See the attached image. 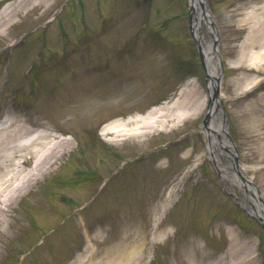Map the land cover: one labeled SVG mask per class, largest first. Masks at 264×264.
<instances>
[{
  "label": "rangeland",
  "instance_id": "1",
  "mask_svg": "<svg viewBox=\"0 0 264 264\" xmlns=\"http://www.w3.org/2000/svg\"><path fill=\"white\" fill-rule=\"evenodd\" d=\"M29 1L31 0H27L28 4ZM78 3L79 0L70 1L65 7L64 13L75 8ZM89 3L93 8L96 6L94 3ZM103 3L99 7L102 13H109V20L102 27L97 26L89 48H101V53L105 55L107 50L109 51L106 45L114 44V51L119 52L122 49L121 46H132L126 41L133 39L140 42L142 35H145V40H147V31L161 26L163 30L161 34L166 38V41L173 44V47L166 42L171 51L164 54L158 53L159 58L155 63L151 61L150 57H147V62H145L146 65H153V67L158 64L161 72L156 75L152 74L151 70L157 71V68L145 66L144 69H140L138 66L137 69L127 65L125 71H129V74L133 73V75L127 77L128 82L123 90H116L112 93L113 67H106L105 63L101 61V56L94 58L93 54L85 52V59L93 61V67L90 69L86 67L65 68L63 66L49 68L54 74L43 82L52 84L53 88L50 89V86L47 85L46 93V88L41 84L36 102L31 108L23 109L25 110L23 114L38 124L65 130L73 133L76 137V140L62 138L64 141L70 142L71 149L52 166V170L55 171V167L59 164L62 165V168L56 172L61 179L63 177L66 180L71 177L70 171L83 161L89 162L88 166H94V168L102 167L108 171L111 170L115 167L117 160L113 156L115 154L113 151L128 156L136 154L139 156L138 153L148 151L149 155L142 156L146 160L143 166L151 171L155 183L158 179V187L152 198H147V202L143 203L141 189L144 182L150 178L149 174L141 172L131 176L129 171H125L123 176L118 179L117 177L110 178L109 174L102 170L101 184L106 180L103 190L99 188L94 191L89 188L87 192L77 196V201L66 200V207L56 211L53 215L55 219L46 221L38 227L33 226L34 228L29 229L27 236L21 226L23 222L27 221L29 215L27 208L31 204H29L28 198L26 200L24 198L27 189L21 191L19 197L7 208L6 212H0V264H9V259L13 260L14 254L17 252L15 247L19 248L22 245V255H27L26 264H68L75 252L81 250L83 239L80 229L71 219L65 220V217L81 205L84 206L83 209L85 208L81 209L83 210L81 215L86 229H93L96 226L97 228L101 226L112 228L110 224L118 225L122 219H128L131 216L146 218L148 246L145 255L150 264H156L154 263L155 257L161 261V264H178L172 255L173 250L183 248L184 253L188 252L184 245L187 247L190 240L197 242L201 249L207 252L222 249L230 238L226 227L225 232L219 230V226L223 225V222L229 223L234 234L242 235L245 242L251 241L254 246L252 256L255 257V263L264 264V247L258 249L257 244L259 239H264L262 227L252 220L239 219L238 211L235 212L234 209L229 211V208L224 206L222 200L217 196L221 195L219 188L227 187L232 193L238 195L237 186H233L228 180L222 179V181L217 170L209 162L197 161L204 148L202 136L199 134L186 135L190 129L196 128L200 124L199 117L203 115L204 110L198 112L199 114L194 113L191 116L185 114L184 118L180 117L186 110L187 101L191 106V100L187 98L186 92L192 89L194 83H200L201 85L198 86H203L202 92L203 90L205 92L206 87L205 73L189 34L190 18L187 0H122V3L128 8V12L120 18L118 29H111L115 27L116 21L115 19L111 21L113 12L107 4ZM207 4L211 10L212 18H214L217 38H219L217 47L222 67L220 68V87L225 97L221 110L224 118L223 125L225 123L227 131L226 136L236 146L240 155V165L253 169V172L249 171V173L253 181L259 185L264 201V113H260V105L262 103L264 105V87L249 96H241L242 89L244 91L251 87L252 83L264 79V48L259 46V48L249 47L248 49L246 46L250 33V23H247L248 15L253 10L261 11L262 6L264 7V0H207ZM27 17H21V20ZM33 24L36 25V23L29 22L23 26L24 24L17 21L8 29L10 36L2 37L0 35V115L8 104L19 106L12 101V98L5 99L6 95L9 96L7 91L15 93L18 89L12 83L16 80L15 75L17 74H13V72L7 74L6 70L7 50L14 48L9 46L8 41L19 40L18 35L23 28H27L26 33L30 34L34 33L35 29L47 27L44 21L40 22L38 27H34ZM122 24L126 26L122 27ZM169 24H171L170 27L176 28L175 32L169 29ZM92 26L96 27V24L92 22ZM90 29L92 28L90 27ZM48 31L49 27L45 28L43 33V38L46 41L50 34ZM156 39V37H152L148 40ZM42 40L44 41V39ZM30 41L25 39L22 45H26ZM161 41L164 42L163 39ZM137 45L139 47L135 51L140 52L141 47L145 44L138 43ZM39 47L40 43H37L36 48ZM110 47L112 48L113 45ZM89 48L87 47V49ZM111 50L113 51V49ZM66 51L68 55L71 53L66 47L60 49L59 54L54 49L44 52L49 58L55 56L63 58ZM137 52L134 54L135 56L141 55ZM129 55H131L130 52L124 54V56ZM175 63L177 70L181 71V75H178L176 80L171 83L165 82ZM23 64L24 61L19 66H23ZM133 69H137V73ZM84 72H91L90 76H85ZM8 77L9 83L6 84L5 80ZM159 89L165 92L159 95ZM65 92L74 93L81 103L87 102L83 101V95L86 93H99V95L95 102L87 105L77 104V101L76 103L72 101L62 104L63 107L65 106V111H61L60 115L63 114V116L57 118L56 114L47 113L48 119H46L44 115L46 111L42 106L46 99L50 104L51 94ZM109 93H112L110 94L112 97L108 95ZM45 97L47 98L45 99ZM151 106H160L162 110L147 123L138 125L135 124L136 122H129L123 130L124 133H128L124 136V140L112 143L107 139L109 136L100 135L103 126L114 118L119 116L118 118L126 120L138 114L144 115ZM261 109L264 110V106ZM60 138L59 135L58 140H61ZM170 141H172L173 147L167 146L169 157L161 156L159 152L150 153L153 148L165 146ZM76 142L78 145H75ZM84 142L87 143L86 147L83 145ZM108 147H112L113 150ZM165 150L166 147H163L160 153H164ZM78 153H83V158L88 160H81ZM66 159H71V163L64 166ZM48 178L50 176L46 175L37 182V185H32L29 191L36 193L40 184V191L37 195L39 197L46 195L47 197V193H50L51 201L55 202L58 200L55 191L59 189L55 188ZM94 180H98L97 174L92 175L91 182ZM44 187L49 189L46 194L42 192ZM82 187L83 184L69 187V190L81 191ZM170 192L172 193L166 201V195ZM239 197L244 201L242 195ZM36 201L38 204L35 202L32 206L41 204L40 199ZM220 204L223 206L222 213L219 211ZM150 207L152 208L151 213ZM194 208L203 209L204 213L200 215L201 211H198V216H194L191 212ZM154 214L158 216L157 222L154 220ZM221 215L224 216V219ZM34 216L37 217L38 212H34ZM238 219L242 223L237 224ZM196 221L199 223L195 224L194 228L191 227ZM103 223L105 225H100ZM158 223H160L159 230L164 231L166 228L169 237L161 236L154 244H150V238L157 231L155 226ZM206 224L208 228L202 229L205 226L202 228L201 226ZM183 226L186 230L182 229ZM137 227L138 230L143 231L138 223ZM132 228L128 230H133ZM205 235H210V237H205ZM201 237L205 238L204 242ZM108 238H111L110 233ZM91 243L90 253L92 249L96 252L97 243ZM57 249H59L58 252H56ZM52 250L57 255L53 263L47 258V254L51 255ZM94 260L99 262L101 258L97 259L93 254L85 258L87 264L96 263ZM21 261L22 259L16 264H21Z\"/></svg>",
  "mask_w": 264,
  "mask_h": 264
},
{
  "label": "bare ground",
  "instance_id": "2",
  "mask_svg": "<svg viewBox=\"0 0 264 264\" xmlns=\"http://www.w3.org/2000/svg\"><path fill=\"white\" fill-rule=\"evenodd\" d=\"M47 1L40 0L39 4L33 6L32 9L35 10L39 6H43ZM188 2L192 10L193 32L201 46L204 57L207 90L211 101L209 117L211 121H214L213 127L215 129L208 127L203 130L206 136L205 156L215 160L218 158V166H220L221 156H226L229 159L230 167L225 173L233 176L235 184L240 185L248 199L252 198V206H249L248 211L261 218L264 223V210L261 204L257 203L254 193L255 189L247 181L242 182L235 174L234 166H232V157L228 154V150L221 149V147L224 148L226 143L218 145L221 127H218L220 117H218L216 106L220 104L221 99L218 97L212 100L211 96L220 77L217 67V50L213 47L215 34L210 25L212 18L210 17L209 9L206 7L205 0H188ZM25 6V1L21 0L7 4L0 9V34L6 33L8 26L13 23L15 18L20 16L25 10ZM28 12L26 11L25 14H28ZM248 21L252 22V37L249 39L247 46L251 48L261 46L264 48V10L250 13ZM187 98L192 99L191 106L188 105V101L186 102V110H188L186 114L188 116L201 110L204 103L198 90L189 93ZM161 110L154 109L147 116H138L137 122L147 123L149 118L151 119ZM127 121L109 123L103 128L102 133L113 134L114 136L123 135V128L120 127L124 126ZM53 139V135L48 132L32 130L15 117H8L0 121V204L5 205L8 203L21 189L27 187L31 181H34L49 170L52 162L57 158V154H61L64 151L61 143L54 142ZM215 146L217 147V152L215 151ZM27 166H30V168L25 169L24 167ZM146 244V235L143 232H126L111 254L112 261L106 264H143ZM230 245L228 253L211 255L203 251H197L195 248L196 244L190 242L188 249L195 257L192 258L190 264H226L228 263V255L231 258L237 257V259L244 256V247L241 245V240L237 242L232 239ZM235 264H245V260L236 261Z\"/></svg>",
  "mask_w": 264,
  "mask_h": 264
}]
</instances>
